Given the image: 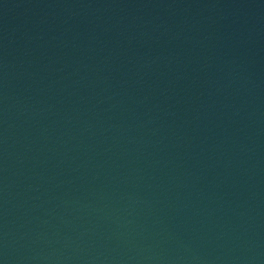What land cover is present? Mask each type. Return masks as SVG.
<instances>
[{"label":"water","instance_id":"1","mask_svg":"<svg viewBox=\"0 0 264 264\" xmlns=\"http://www.w3.org/2000/svg\"><path fill=\"white\" fill-rule=\"evenodd\" d=\"M0 264H264V43L0 10Z\"/></svg>","mask_w":264,"mask_h":264}]
</instances>
